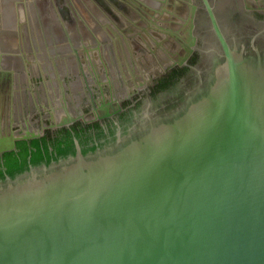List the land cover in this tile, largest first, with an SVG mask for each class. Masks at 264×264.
<instances>
[{
	"label": "water",
	"instance_id": "obj_1",
	"mask_svg": "<svg viewBox=\"0 0 264 264\" xmlns=\"http://www.w3.org/2000/svg\"><path fill=\"white\" fill-rule=\"evenodd\" d=\"M0 264H264V0H184L128 70L0 96Z\"/></svg>",
	"mask_w": 264,
	"mask_h": 264
},
{
	"label": "flooded vegetation",
	"instance_id": "obj_2",
	"mask_svg": "<svg viewBox=\"0 0 264 264\" xmlns=\"http://www.w3.org/2000/svg\"><path fill=\"white\" fill-rule=\"evenodd\" d=\"M184 0H0V96L120 74L167 48Z\"/></svg>",
	"mask_w": 264,
	"mask_h": 264
}]
</instances>
